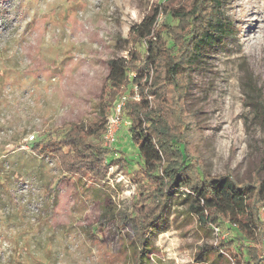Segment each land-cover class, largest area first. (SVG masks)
Masks as SVG:
<instances>
[{
  "label": "rangeland",
  "instance_id": "obj_1",
  "mask_svg": "<svg viewBox=\"0 0 264 264\" xmlns=\"http://www.w3.org/2000/svg\"><path fill=\"white\" fill-rule=\"evenodd\" d=\"M167 1L0 0V264H133L130 233L116 221L98 224L106 205L130 207L136 186L127 170L61 182L56 159L31 145L102 117L109 61L128 57L132 26ZM226 11L236 38L206 50L187 106L202 127L208 171L243 178L255 167L264 174V0H228ZM112 147L136 155L127 123ZM220 234L207 237L185 207H172L153 230L147 262L196 264L199 247Z\"/></svg>",
  "mask_w": 264,
  "mask_h": 264
},
{
  "label": "trees",
  "instance_id": "obj_2",
  "mask_svg": "<svg viewBox=\"0 0 264 264\" xmlns=\"http://www.w3.org/2000/svg\"><path fill=\"white\" fill-rule=\"evenodd\" d=\"M227 3H156L130 29L128 57L108 63L101 92L102 117L66 123L31 145L36 156L56 159L61 182L71 176L104 181L114 166L127 170L136 186L130 207L117 212L106 205L98 224L116 221L119 229L130 233L133 264H148L153 230L175 206L185 207L207 237L215 229L221 233L214 243L199 247L196 264H264L263 170L255 167L243 178L230 171L211 174L199 149L202 127L187 106L192 74L206 50L236 38ZM121 101V119L128 124L135 156L105 144V117ZM260 103L264 110V102Z\"/></svg>",
  "mask_w": 264,
  "mask_h": 264
},
{
  "label": "built area",
  "instance_id": "obj_3",
  "mask_svg": "<svg viewBox=\"0 0 264 264\" xmlns=\"http://www.w3.org/2000/svg\"><path fill=\"white\" fill-rule=\"evenodd\" d=\"M123 105H124L123 101L118 103L116 107L114 108L112 115L108 118L107 130L105 134V144L107 146H112V145H115L116 143V133H117L118 127L122 123L121 112H122ZM216 230L218 231V229Z\"/></svg>",
  "mask_w": 264,
  "mask_h": 264
}]
</instances>
